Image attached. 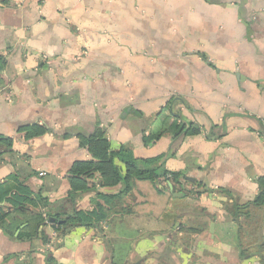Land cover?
I'll return each mask as SVG.
<instances>
[{
  "label": "crops",
  "instance_id": "obj_1",
  "mask_svg": "<svg viewBox=\"0 0 264 264\" xmlns=\"http://www.w3.org/2000/svg\"><path fill=\"white\" fill-rule=\"evenodd\" d=\"M0 55V206L19 186L39 194L49 238H19L24 221L0 227V264H259L239 256L222 190L245 203L264 176V0H0ZM32 125L44 132L25 138ZM96 128L112 151L167 155L150 167L179 184L134 180L122 193L95 173L68 196ZM194 181L204 191L184 195ZM97 206L105 220L65 233L46 217Z\"/></svg>",
  "mask_w": 264,
  "mask_h": 264
},
{
  "label": "trees",
  "instance_id": "obj_2",
  "mask_svg": "<svg viewBox=\"0 0 264 264\" xmlns=\"http://www.w3.org/2000/svg\"><path fill=\"white\" fill-rule=\"evenodd\" d=\"M5 62V58L0 55V81L2 83L5 80L2 74ZM173 102L174 100L172 99L169 103L172 104ZM21 130L25 131V138L40 135L44 132V128L38 125L25 126ZM178 130L182 131L181 127ZM184 133L186 135L196 134L198 129L191 124H187L184 128ZM159 136L160 134H149L147 138L145 137V142H152ZM0 140L7 143L10 141L7 137H0ZM81 142L88 146L93 160L75 161L68 170L66 174L70 184L68 196L71 198L80 191L94 188V184L88 179L93 177L95 173L99 174L100 186L122 183L124 185L122 193H127L131 189L134 180H147L156 188L157 185L167 182H170L173 187L179 184V179L181 178L179 172L166 170L162 167V163L157 167H150L153 163L162 161L167 155L150 159H135L131 157L128 149L122 148L112 151L103 135V131L99 128H96L90 136L82 137ZM115 159L122 162L124 165L123 171L115 164ZM258 185V194L251 201L245 203H238L233 200L230 192L222 190L229 198L223 204V210L235 223L239 256L244 259L256 256L259 264H264V237L258 234L264 219V176L258 178ZM191 186L193 188L188 187L182 190L184 195H199L200 191H204L200 182L194 181ZM162 190L157 188L159 192ZM105 197L109 199V202L115 196ZM5 200L9 203V206H0V227L4 230L17 229L24 221L27 222L28 226L30 225L31 230L27 233L21 232L18 235L19 238L31 239L39 237L43 245L49 241V238L41 230V227L43 228L46 224V218L43 216V211L47 207L45 198L39 194L31 195L27 188L19 186ZM100 208L102 209V207L97 206L93 210H74L70 215L64 217L56 215L53 217L51 214H46V217L53 219L51 225L54 230L58 233H65V231L73 227H89L95 225V223L98 224L101 220H105L108 217L107 211ZM257 210L263 211L259 213ZM12 213L15 215L14 217H12ZM16 216L20 219L18 220ZM59 219L63 221L59 223ZM194 231H196L194 228H189L190 233ZM185 237L186 235L178 238V240H184Z\"/></svg>",
  "mask_w": 264,
  "mask_h": 264
},
{
  "label": "water",
  "instance_id": "obj_3",
  "mask_svg": "<svg viewBox=\"0 0 264 264\" xmlns=\"http://www.w3.org/2000/svg\"><path fill=\"white\" fill-rule=\"evenodd\" d=\"M167 184H168V188H169V190L172 191V185H171V183L168 182ZM173 195H174V196H177V197H181V196H182V194H179V193H174Z\"/></svg>",
  "mask_w": 264,
  "mask_h": 264
},
{
  "label": "built area",
  "instance_id": "obj_4",
  "mask_svg": "<svg viewBox=\"0 0 264 264\" xmlns=\"http://www.w3.org/2000/svg\"><path fill=\"white\" fill-rule=\"evenodd\" d=\"M43 174H44L43 172L40 173V175H43ZM54 239H55V238H53L52 240H54Z\"/></svg>",
  "mask_w": 264,
  "mask_h": 264
}]
</instances>
